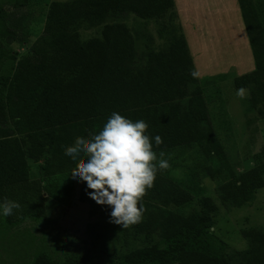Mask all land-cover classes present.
Segmentation results:
<instances>
[{"label": "trees", "instance_id": "trees-1", "mask_svg": "<svg viewBox=\"0 0 264 264\" xmlns=\"http://www.w3.org/2000/svg\"><path fill=\"white\" fill-rule=\"evenodd\" d=\"M240 2L255 71L235 78L233 86L244 89L254 85L252 102L256 106L264 104V35L254 11ZM174 8V0L53 2L42 33L20 55L11 46L23 43L17 32L22 22L15 18L22 8L15 6L12 12L0 7V26L7 28L0 32V200L16 199L20 204L12 215L0 218V235L8 236L29 219L39 220V207L52 198L54 189H65L62 196L68 194L73 186L72 172L80 161L65 156L64 147L77 136L90 138L113 112L133 121L144 120L147 134L161 137L159 146L153 143L158 158L161 151L166 157L177 150H190L204 139L200 124L209 122V114L197 108L202 102L200 86L189 96V86L197 84V79L189 71L192 64L183 37L167 52H149L146 63L140 65L135 62L136 42L128 27L105 25L100 37L88 41L75 32L82 23L98 25L109 15L153 20ZM4 37L9 40L3 41ZM8 63L12 72L6 75L3 70ZM184 101L187 111L182 110ZM49 159L61 170L50 183L42 178ZM38 163L44 165L37 167L40 178L34 180L31 169ZM263 188L261 159L222 184L220 199L224 205L241 208ZM80 198L90 205L91 215L102 208L109 215L110 208L97 205L86 195L85 184ZM192 199L190 193L158 174L142 198L140 223L123 230L125 237L137 235L147 246L121 258L119 264H234L224 254L225 245L205 226L208 215L217 210L210 198L200 200L206 211L202 216L176 212ZM242 234L250 247L237 252L244 260L238 264H264V233L250 229ZM21 244L25 250V240ZM32 247L29 264H101L93 254L69 255L57 261L40 246Z\"/></svg>", "mask_w": 264, "mask_h": 264}, {"label": "rangeland", "instance_id": "rangeland-1", "mask_svg": "<svg viewBox=\"0 0 264 264\" xmlns=\"http://www.w3.org/2000/svg\"><path fill=\"white\" fill-rule=\"evenodd\" d=\"M71 1L0 0L4 10L13 12L15 6L22 8L15 18L22 22L17 35L23 43H14L11 48L20 55L25 54L42 33L51 4ZM174 1V10L161 19L109 15L98 25L82 23L75 32L82 41H88L100 37L105 25L128 27L136 42L135 62L137 60L140 65L146 63L149 52H167L180 37L185 39L192 64L189 71L197 73V84L189 86V96L197 86L202 88V102L197 108L207 110L209 122L200 124L204 135L201 142L190 150H177L163 157L169 166L158 170L155 178L161 174L192 195L189 205L176 210L184 216H202L206 211L200 200L210 198L217 210L208 215L205 226L225 245L224 254L234 264L243 263L237 252H245L250 244L242 232L258 229L264 233V188L241 208L224 205L219 193L222 184L250 169L255 162L264 160V104L258 102L254 106V85L244 88L242 97L233 86L235 78L255 71L242 19V0ZM243 1L256 14L264 35V0ZM6 31V27L0 26L1 33ZM3 72L11 74L12 65L8 63ZM187 109L188 103L184 101L182 110ZM217 149L220 150L218 154ZM41 165L44 164L32 166L34 180L40 178L37 167ZM44 166L42 178L46 182L60 176L61 170L53 159ZM72 180L73 186L67 195L62 196L65 189L53 190L52 198L39 207V220L29 219L8 236L0 235V264L31 263L32 244L48 251L57 261H64L69 255L88 253L97 256L101 264H119L121 258L147 246L137 235L130 233L125 237L124 228L109 222L107 209L91 215L90 205L80 198L84 183ZM39 210L36 207V212ZM24 240L27 251L22 248Z\"/></svg>", "mask_w": 264, "mask_h": 264}, {"label": "clouds", "instance_id": "clouds-1", "mask_svg": "<svg viewBox=\"0 0 264 264\" xmlns=\"http://www.w3.org/2000/svg\"><path fill=\"white\" fill-rule=\"evenodd\" d=\"M243 94L244 89L237 90L238 96ZM147 128L144 120L113 112L97 133L88 139L77 136L64 147L65 156L80 161L72 172L74 181L85 184L86 195L97 205L110 208L109 222L121 228L140 223L146 190L153 187L157 171L169 166L164 153L158 158L153 150V143H162L161 137H150ZM19 208L14 200H0V218Z\"/></svg>", "mask_w": 264, "mask_h": 264}]
</instances>
